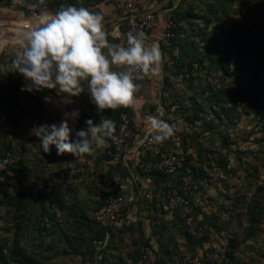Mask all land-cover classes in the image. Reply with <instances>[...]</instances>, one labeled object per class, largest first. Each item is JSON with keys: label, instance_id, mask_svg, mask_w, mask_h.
I'll list each match as a JSON object with an SVG mask.
<instances>
[{"label": "rangeland", "instance_id": "obj_1", "mask_svg": "<svg viewBox=\"0 0 264 264\" xmlns=\"http://www.w3.org/2000/svg\"><path fill=\"white\" fill-rule=\"evenodd\" d=\"M262 10L264 11V0H245V15L231 13L228 25H240L239 21L243 17L255 34L260 33L262 32V27H260ZM213 27V24L208 26L209 29ZM8 62H10L8 57L0 56L1 72ZM236 67L243 76L242 86L248 90L250 101L239 99L232 111H220L222 115L209 110L212 107L210 96L208 97L209 91L216 89L218 91L225 83L215 72H212V76L205 81L206 86L197 84L194 89H191L188 84H182L181 80L175 82L176 96L184 100L187 105L190 102L203 103L207 109L204 114L210 118V122H213L212 127L209 126V118L206 117L208 128L199 137L203 140L205 147L210 150V160L206 162L209 164L214 180L207 189L195 195L196 202L178 214L174 219L175 222L174 220L169 221V225L160 231L162 233H154L155 240L153 239L152 242L156 248L159 247L161 250L158 239L161 240L160 245L168 246L169 264L225 263L228 258L227 254L233 247L232 240L236 244L232 264H264V109L262 108L264 87L262 82L253 76L255 62H249V64L237 62ZM230 83L227 82L228 85ZM2 85L4 88L0 89V102L2 103H0V139L3 143H11L18 151L16 155L22 159L21 180H25L23 184H26L25 187L31 189L35 195L32 203L40 204L41 192L54 186L56 181L53 179L65 181V179L70 180L74 177L71 186L65 183L68 192L71 189L76 190V193H73L75 197L72 205L78 209L77 212H80L82 208L83 213L92 217L96 209L93 202L97 195L96 187L98 181H101L104 168L98 167L96 163L94 170L85 168L82 171L77 167L71 172L68 168L61 167L62 163L64 165L67 163H61L60 159L57 162L50 160L49 154L53 152L47 153L42 147L33 146L35 135L32 134L34 121L38 126L39 122L42 125H51L57 119L60 121L64 118L61 115L62 110H68L70 113L76 110L85 113L88 111L84 109L85 103L90 101L82 96H77L72 100L67 99L66 96L58 99V96L50 93L48 89L40 96L35 89L31 92L22 90L26 86L24 84H21L20 88L16 87L17 89L13 83ZM228 85L226 87L229 88V93H234L237 83H233L231 88ZM19 108L22 110L18 111ZM89 109H92L90 105ZM217 110H220V107H217ZM19 116L22 120L19 124H22L21 130L25 132L24 134L19 133L20 128L17 129L20 126L18 125ZM67 117L68 123H73ZM6 118L10 121L6 122ZM77 130H74V135ZM20 138L22 142H19ZM95 152L98 153L97 150ZM16 155L14 156L17 158ZM23 169H29V173L23 172ZM92 173L95 177L88 184L86 178L91 179ZM80 178H83V181ZM48 203L49 201H46L45 204ZM39 211L38 208H30L25 211L22 219L16 220L14 211L9 206L0 203V239L7 235L12 236L14 225L17 223L25 225V228L34 225L35 219L36 221L39 219ZM62 213L59 212L58 215L61 220L60 226L64 231L67 230L69 223H72L70 226H77L75 219L69 218L70 213H67L68 215ZM145 220L146 234L152 236L151 219L146 216ZM48 224L53 228L52 223ZM55 228L57 230L55 233L60 234L59 236L51 229L48 235L39 237L43 243V238L47 242L50 239H58L55 242L56 249L48 253L51 255L50 264H87L88 262L84 263L80 255L72 252L63 253L65 248L63 232L59 225ZM82 228L86 235L91 236L90 228L86 225ZM22 233L25 234V231H21ZM21 242L26 245V239L23 238ZM37 253L40 251L37 250ZM0 264L11 263L0 262Z\"/></svg>", "mask_w": 264, "mask_h": 264}, {"label": "trees", "instance_id": "obj_2", "mask_svg": "<svg viewBox=\"0 0 264 264\" xmlns=\"http://www.w3.org/2000/svg\"><path fill=\"white\" fill-rule=\"evenodd\" d=\"M99 1L101 0H52L51 3L55 8L68 6L86 8L89 4ZM8 2L9 0H0V8L5 7ZM244 10L245 0H180L177 7L170 12L168 19L174 20L179 25V28L175 30L173 41L175 44L180 45L183 55L188 60L187 62H177L178 73H173L169 70L165 76L164 86L170 90V97L168 98V104L165 105V109L169 113L172 111L173 106L179 103L180 107L174 113L182 115L186 122L191 123L192 128L189 132H182L178 141L167 140L165 146L162 147V149L167 150L183 151L186 154L187 161L185 166L174 174L162 171H153L147 174L152 179V184L156 185L157 188L162 190L176 189L181 193L187 192L188 190L183 181L184 175L187 174V168L190 167L197 177H201L203 163L206 160H210V150L205 147L203 140L199 136L208 128V125L212 127L213 122H210V118L204 114L207 109L203 103L190 102L187 105L184 100L176 96L173 87L175 82L172 80L171 75L181 80L182 84H188L191 89H194L197 84L206 86L205 81L212 76V72L219 75L220 80L225 83L221 85L218 91H216L217 89L209 91L210 94L208 95L212 101V107L209 110L216 112L218 115L221 113L220 111H232L236 107V104H238L239 99L250 101L248 90L242 86L243 76L236 67L237 62L245 64L255 62L256 67H254L253 76L256 80L262 82L264 87V11H261L262 22L260 27H262V32L260 33L255 34L254 30L243 17L239 21L240 25H228L231 13L244 16ZM212 24L214 27L209 29L208 26ZM105 31L108 33V29H105ZM108 39L110 42L109 36ZM252 55L255 56L251 57ZM195 63L198 66H195ZM183 66H188L189 72L187 74L181 73ZM1 75L2 72L0 71V89L3 88L2 83L5 80ZM21 77V74L15 75L10 71L8 78L11 83L16 85L15 89L20 88L21 82L19 80ZM227 82H231L230 85ZM233 83H237V87L234 93H229V88L226 85L231 88L233 87ZM192 97L194 98V96ZM230 99L232 105H230ZM10 104L13 105L11 102ZM217 107H220V110H217ZM262 108L264 109V106ZM125 109L124 107H120L116 110L117 113L113 115L117 117V121L114 120L116 128L119 126L121 113ZM21 110L22 108L18 111ZM184 113L185 115H183ZM84 114V116H80L78 126H82L83 123L86 124V118L90 119L88 111H85ZM207 119L209 120L208 125H206ZM5 120L6 122L10 121L9 118ZM21 121L19 116L18 125H20L19 122L21 123ZM21 125L17 129L20 128L19 133L24 134L25 132L21 130ZM85 130L87 129L85 128ZM187 138H190L191 144H188ZM97 151L101 155L100 160L97 161L98 167L105 161L109 165V169L103 172L100 178V180H104L107 183L109 192H103L96 187L98 202L96 203L94 213L104 204L109 193L114 196L121 195L118 189L109 185L108 181H110V178L106 179L110 176L113 167L110 156L105 149H98ZM0 153H13L16 155L18 151L11 143H3L0 139ZM150 158H154V156L151 155ZM20 164H22V159L18 158L16 164L18 194L0 198V203L9 206L14 211V219L16 220L18 218L22 219L25 211H28L30 208H38L40 216L37 221L35 219L33 222L35 226L32 224L25 228V225L17 223L14 225L12 236L7 235L0 239V262H9L11 264H50L51 255L49 254L56 249L57 244L55 242H47L45 246L46 254L36 252L39 250V244L37 243H39L41 235L42 237L48 235L51 229L54 231L53 233L57 232L55 227L51 228L48 224L49 222L52 223L51 220H54L55 224L59 225L63 232L65 240L63 242L65 245L63 253L67 252L70 254L72 252L80 255L84 263L128 264L129 260L137 263L147 249L155 248L157 259L154 264H169L170 251L167 248L168 246L166 244L160 245L161 240L158 239L161 250L159 247L156 248L152 242L153 239L155 240L154 233H162L160 231H163L169 225V221L173 222L178 214H181L183 210L193 204V195L189 197L188 204L177 207L173 212L161 211L157 206L158 198H155L152 205L157 214L153 216L150 213L147 216V218L151 219L152 236H147L144 221L139 218L128 228L120 231H108V229L101 227L96 222L94 213L91 217L83 213L82 208L80 212H77L78 209L76 207L74 208L72 205L68 207L63 193L58 191L57 185L44 189L40 194V204H33L32 201L35 195L31 189L25 187L26 184H23L25 180H21L22 167ZM23 172L29 173V169H23ZM188 192L190 193V191ZM46 201H49V203L45 204ZM56 203L60 205L59 211H51ZM59 212H63L62 214L64 215L70 213L68 215L69 218H74L77 226H70L72 223H69L67 230L64 231L60 226ZM84 225L90 228L92 232L91 236L84 233L82 228ZM21 231H25V234H21ZM55 234L58 235V233ZM23 238L26 239V245L21 242ZM232 245L233 247L227 254V261L222 264H232L236 251V244L233 240Z\"/></svg>", "mask_w": 264, "mask_h": 264}, {"label": "clouds", "instance_id": "obj_3", "mask_svg": "<svg viewBox=\"0 0 264 264\" xmlns=\"http://www.w3.org/2000/svg\"><path fill=\"white\" fill-rule=\"evenodd\" d=\"M16 43L19 45L8 71L20 73L26 81L22 90H56L59 94L79 96L87 92L98 112L135 107L140 88L137 81L159 75L163 62L157 44H148L143 32H129L125 44L110 43L104 17L87 8L63 7L55 14H43L39 23L29 27ZM141 143H163L175 134L168 122L148 116ZM87 130L72 129L65 119L60 125L43 124L32 129L41 139L44 152L55 145L58 155L71 153L79 158L118 141L115 122L106 117L100 124L86 121Z\"/></svg>", "mask_w": 264, "mask_h": 264}, {"label": "built area", "instance_id": "obj_4", "mask_svg": "<svg viewBox=\"0 0 264 264\" xmlns=\"http://www.w3.org/2000/svg\"><path fill=\"white\" fill-rule=\"evenodd\" d=\"M51 1L52 0H9L8 4L4 8L10 12L19 10L25 18L33 21H39L43 14L52 15L61 10V8L53 7ZM108 3H112L118 11L124 13V17L128 25L127 34L129 32H143L146 36H148L149 31L153 27L156 16L154 12L140 10L137 5L138 0H101L99 2L89 4L86 8L90 11L101 9L103 5ZM1 25L4 28L0 29V36L7 38V36L10 35V30L5 24H0V26ZM178 28L179 25L174 20H169L167 22L166 29L160 36V44L167 52V58L164 61L165 76L169 70L173 73H178L177 62H187L188 60L183 55L180 45L175 44L173 41L175 37V30ZM14 57L15 55L12 56L10 64ZM195 66L198 65L195 63ZM188 72V66H183L181 73L187 74ZM11 73L15 75L20 74L18 72ZM142 82L143 80L137 81L140 88L136 94L135 107L140 100ZM164 82L165 78L161 91V107L156 111L155 116L168 122L175 129V134L168 140L178 141L181 137V133L184 131L177 127V122H179V119H182L179 118L180 116L178 119L174 111L180 107V104L176 103L171 112H166L165 105L168 104L170 90L165 88ZM230 105H232L231 101ZM135 107L126 108L121 113L120 123L115 132V135L119 139L117 142L109 140L108 143L110 144V147L105 148L107 154L110 156L111 164L113 165L110 173L109 185L115 189H119L121 184L119 168L124 162H126L129 154L134 148L142 150L140 157L136 162V166L146 174L153 171H162L174 174L179 169L183 168L187 161L186 154L183 151L162 149L167 140L159 144L149 143L147 141L141 143L146 130L140 131L134 124ZM187 139L189 142L188 144H191L190 138ZM151 155L154 156V158H150ZM16 164L17 158L13 153H0V198H6L8 195L18 194L16 184L18 176ZM213 180V173L211 172L207 162H204L202 165L201 177H197L194 174V171L188 167L187 174L184 175L183 181L190 193L188 191L181 193L176 189H158L161 195L157 202V206L163 212H173L177 207L188 204L190 196L193 195V198H195V195L200 194V192L204 189H207ZM99 187L101 191L109 192L108 185L102 183ZM155 188L157 187L154 186L149 189H142L140 195L142 198H145L150 202H154ZM194 202H196L195 199ZM94 218L101 227L108 229V231H120L134 224L137 220V211L129 204L123 195L114 196L109 193L104 204L95 211ZM156 259L157 252L155 248H149L144 252L137 263L129 260L128 264H154Z\"/></svg>", "mask_w": 264, "mask_h": 264}, {"label": "crops", "instance_id": "obj_5", "mask_svg": "<svg viewBox=\"0 0 264 264\" xmlns=\"http://www.w3.org/2000/svg\"><path fill=\"white\" fill-rule=\"evenodd\" d=\"M179 1L180 0H138V3H137L138 8L140 10L155 13V16H156L155 22L147 36L148 44H153V43L157 44L162 52V57H163V62L161 65V71L159 75L153 76L151 78H145L142 82L140 100L138 101L135 107V112H134V124L137 127V129H139L140 131H144L147 128L146 118L148 116H155L156 111L160 109L161 107V91H162L163 81L165 78L164 61L167 58V52L165 51V49H163V47L160 44V36H161V33L166 29L167 22L169 21L168 18L170 16V12L177 7ZM77 8H81V7H77ZM91 12L99 13L104 17V25H105V29H108V36L110 37V43H118V44L126 43V37H127L126 30L128 29V25L126 23L124 13L118 11L112 3L105 4L102 6L101 9H95V10H92ZM38 23L39 21H33V20H29L25 18L22 15V12L19 10L15 12H10L6 10L4 7H1L0 8V24H3V25L5 24L6 27H8V29L10 30V31L8 30L10 32V35H8L7 38L6 37L3 38L2 36H0V56L5 55L11 60L12 56L15 55L16 49L18 47V44L16 43V40L19 38L18 34H22L26 30H28L29 27H34ZM2 28L4 27H2L1 25L0 29ZM9 66H10V62H8V64H5L3 66L1 77L5 80L2 84L8 85L9 83H11V81L8 78L10 74V71H8ZM171 76L174 82L179 80L174 75H171ZM19 82H21V84H24V86L27 83H29L28 81L25 80L23 76L20 78ZM173 87L174 89H176L175 84ZM85 89H86L85 92L81 93L79 96H82L84 99H88L90 101L89 103H85V108H84L88 110L90 119L93 120L94 123L97 125L100 124L102 117H106L113 121L114 120L117 121V117H114L113 115L117 113L116 110L118 109L114 111L111 109H107V110H104V112L102 113L98 112L97 107H94L96 105L91 102V98L87 92L86 85H85ZM46 90L47 89H44L43 91L36 90L37 91L36 93L38 95L40 94L41 96L42 92L45 93ZM49 91L55 96H58V99L61 98L62 96H66L67 99H70V100L75 99L77 97V96H68L67 94H59L56 90H49ZM40 96H38V98H40ZM89 105H90V108L92 109H89ZM61 115L64 118L60 121H58L57 119L56 121L53 122V124L60 125L61 122L66 119L67 115H71L72 117L68 116L67 118L73 121V123H69V127L73 130L71 133V141L75 142L77 137L76 135H74V130L76 129L85 130V128L87 129V123L86 124L83 123L82 126H78L80 116H84L85 114L83 112L82 113L78 112L77 110L71 113L68 112V110H62ZM183 115H185V113ZM176 117L177 118L179 117L182 119L180 120L178 118L179 122H177V127L179 129H181L182 131L191 130L192 128L191 123L186 122L185 118L182 115H176ZM88 120L89 118H86V121ZM40 125H42L41 122H39V126ZM33 127L34 128L38 127V124L36 121H34ZM24 136L25 135H23V137ZM19 142H22L21 138ZM29 142L31 144V140ZM33 146L41 147V139L39 137L37 136L34 137ZM52 152L53 154H49L50 160H54L55 162H57L60 159L61 163L62 162L67 163L65 165L63 163L62 164L60 163L61 167L62 166L66 167L71 172L75 171L77 167L82 171H84L85 168H90L91 170H94V166L97 163V161L100 160V156H101L99 153L96 154V152H94L91 155L86 154L82 158H79L67 152L64 153L63 155H58L57 148L55 145L51 146V153ZM141 152H142L141 149L134 148L129 154L126 162H124L120 166L119 174L121 176V184L118 190L120 194L123 195L127 199L129 204L136 209L137 218H139L140 220H143L144 225H145L146 216L150 215V213H152V215L155 216L157 213L153 209L154 206L152 204L154 202H150L146 200L145 198H142V196L140 195V192L142 191V189H149L154 186L156 187V185H153L152 179L146 173H143L140 169H138V167L136 166V162L138 158L140 157ZM101 166L104 168V172H106L107 169H109V165L106 161L103 162ZM91 175H92L91 179L86 178V182H88V184L95 177V174L92 173ZM65 177H68V176H65ZM108 178H110V176L107 177L106 179ZM74 179H75L74 177H72L70 180L65 179V181H63L62 179L60 180L53 179L56 181L54 186L57 185L58 191L63 193L64 200H66V204L68 205V207H70L73 203V199L75 197V194L73 193L74 192L76 193V190L71 189L68 192V188L65 187V183L71 186ZM80 180L83 181V178H80ZM102 183L107 184L104 180L98 181L97 187L99 189H100L99 186ZM158 189L160 188H155L154 200L155 198H158V200L160 199L161 194L158 191ZM82 193H84V191ZM97 199H98V196L96 195V198L93 201L95 205L98 202ZM59 209H60V205L56 203L55 207L51 211H54V210L59 211ZM51 222H52L53 227H55L56 224L54 220L53 221L51 220ZM59 235L60 234H58V236ZM43 240H44V243L43 241L41 242V240L38 241L39 242L38 249L40 253L46 254L47 251L45 250L46 249L45 243L47 242V240H45V238H43ZM48 241L56 242L58 241V239L54 238V240L50 239Z\"/></svg>", "mask_w": 264, "mask_h": 264}]
</instances>
